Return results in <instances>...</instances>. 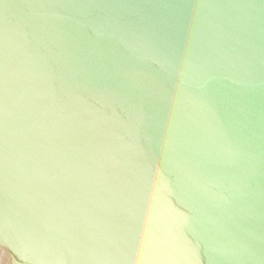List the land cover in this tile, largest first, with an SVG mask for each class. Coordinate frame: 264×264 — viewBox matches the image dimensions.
Here are the masks:
<instances>
[{"label":"water","instance_id":"water-1","mask_svg":"<svg viewBox=\"0 0 264 264\" xmlns=\"http://www.w3.org/2000/svg\"><path fill=\"white\" fill-rule=\"evenodd\" d=\"M10 264H264V0H0Z\"/></svg>","mask_w":264,"mask_h":264},{"label":"bare ground","instance_id":"bare-ground-1","mask_svg":"<svg viewBox=\"0 0 264 264\" xmlns=\"http://www.w3.org/2000/svg\"><path fill=\"white\" fill-rule=\"evenodd\" d=\"M3 249H0V252L2 251ZM11 261V258L10 259H7V260H4V261H1V255H0V264H10Z\"/></svg>","mask_w":264,"mask_h":264}]
</instances>
